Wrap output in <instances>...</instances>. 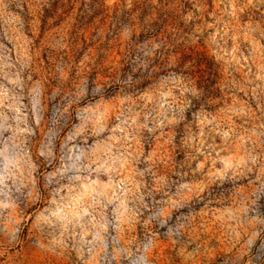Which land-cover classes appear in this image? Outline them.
<instances>
[{
	"label": "rangeland",
	"instance_id": "rangeland-1",
	"mask_svg": "<svg viewBox=\"0 0 264 264\" xmlns=\"http://www.w3.org/2000/svg\"><path fill=\"white\" fill-rule=\"evenodd\" d=\"M0 264H264V0H0Z\"/></svg>",
	"mask_w": 264,
	"mask_h": 264
}]
</instances>
